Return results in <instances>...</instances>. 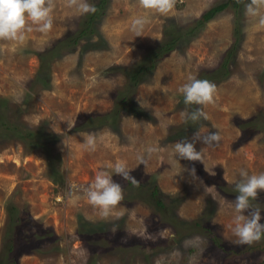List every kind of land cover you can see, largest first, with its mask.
Masks as SVG:
<instances>
[{"label":"rangeland","instance_id":"1","mask_svg":"<svg viewBox=\"0 0 264 264\" xmlns=\"http://www.w3.org/2000/svg\"><path fill=\"white\" fill-rule=\"evenodd\" d=\"M48 2L49 30L26 19L23 41L0 38V120L14 126L11 132L0 126V255L6 237L15 236L17 264L263 261L264 234L237 242L231 202L241 169L264 172V133L240 127L264 115V0H238L235 6L230 0H174L167 13L145 9L139 0H107L75 45L70 40L88 15L82 0ZM222 4L227 6L194 28ZM145 14L150 18L137 33L132 19ZM171 37L173 49L132 85L126 73ZM190 77L216 85L212 103L193 104L194 110L184 103L178 89ZM122 97L136 110L122 109ZM197 108L205 115L187 118ZM116 111L101 126L80 128L90 115ZM23 129L56 136L49 150L58 156L54 172L60 178L54 180L48 155L18 140ZM209 131L219 139L195 140L201 160L174 154L175 143ZM89 134L97 137L95 150L82 147ZM120 160L138 183L113 174L122 199L102 217L84 189L100 166ZM251 206L261 210L264 222V190ZM14 209L22 225L10 223L8 210ZM0 264L9 262L1 258Z\"/></svg>","mask_w":264,"mask_h":264},{"label":"clouds","instance_id":"2","mask_svg":"<svg viewBox=\"0 0 264 264\" xmlns=\"http://www.w3.org/2000/svg\"><path fill=\"white\" fill-rule=\"evenodd\" d=\"M145 9H154L159 13H167L174 7V0H139ZM52 4L46 0H0V38L24 40L22 32L26 19L39 25V30L46 32L53 23L50 15ZM80 9L83 13L94 12L95 6L82 0ZM248 12L255 15L256 9L252 4L248 5ZM149 15L136 16L132 19V28L139 33L149 20ZM264 24V18L260 20ZM216 85L206 79L190 77L178 91L183 95L185 104L201 105L212 103ZM187 118L197 120L205 114L197 108L187 113ZM206 118V117H205ZM211 144L219 139L216 132L209 131L202 136H195L193 140L177 142L174 145V154L180 159L201 160L202 154L195 149V140ZM97 137L89 134L82 147L95 150ZM138 160L143 163V156ZM194 171V169H193ZM113 174H118L125 180H131L133 184L138 181L130 175L125 161L120 160L106 163L97 169L94 179L84 189L88 202L97 206L102 217L110 214L112 206L122 199L121 185L113 180ZM240 179L235 185L237 195L232 200L231 206L235 209L233 234L238 237V243H251L258 240L264 234V222H261V210L251 206V200L257 197L258 190H264V172L249 175L245 169L239 172ZM246 213V214H245Z\"/></svg>","mask_w":264,"mask_h":264},{"label":"trees","instance_id":"3","mask_svg":"<svg viewBox=\"0 0 264 264\" xmlns=\"http://www.w3.org/2000/svg\"><path fill=\"white\" fill-rule=\"evenodd\" d=\"M237 1L238 0H230V2L234 4V6L237 4ZM93 5L95 6V11L88 12L87 20L85 22L86 26L84 28H81L74 35L75 36L74 38H71L70 40L71 45H75L79 39L87 35L88 31H90V28L92 27V22H94V20L98 19L100 15L104 13V10L107 5V0H98ZM226 6L227 4H222V5H216V6L211 7L209 10H207L202 15V17L199 20H197L194 28L202 26L205 22L212 19L219 11L223 10ZM192 31L193 29H189L186 33L191 34ZM59 44L56 45L55 48L52 49L53 52L57 50ZM174 44H175V39L173 37H171L168 41H164L160 46H157L154 49L150 50L148 54H146L144 63H141L140 65H138L137 68L131 74L129 72L126 73V75L129 76V80L132 82V85L135 86L138 83V77L140 75L153 70L157 58H160L161 56H163L164 54L172 50L174 47ZM231 51L232 49L228 51L227 56L230 55ZM225 61L226 60H224L222 64V68L225 66ZM129 101H130L129 99L127 101L125 97H122L120 100V104H121L122 109H125L126 111L131 113L130 110L133 109V111H135L136 109L133 106V104ZM123 102H127V103L124 104ZM191 110H194L193 104H191ZM117 115H118V111L114 113L111 112L108 114L90 115L83 122L79 123L80 128L88 129L93 126L95 127L101 126V124H105L107 122L108 118L116 117ZM0 126L2 130L5 127L6 132L8 131L11 132V130L14 128L12 124L10 125L7 121L4 122L1 120H0ZM249 126L251 128H254L264 133V115H259L256 117V119L255 118L252 120L250 119L249 121L244 122L243 125L240 127L243 128V127H249ZM55 137L56 136L54 134H49V133L44 137L43 135L41 136L39 134H36V132L30 129H23V133L18 135V140L21 141L26 148H28L31 151H34V150L41 151L45 153L46 155H48L47 158H48L51 172L56 177L54 178V180L60 178L58 176V173L54 172V167L56 166L58 162V156H55L53 154L50 155V150H49V145H50L49 141L50 143L51 141H56V139H54ZM2 144L5 145L6 143H2ZM156 193H157V188H154L152 191V195L155 196ZM8 219L10 223L12 224H16V223L19 225L23 224L22 220L17 216L15 209L10 210V211L8 210ZM43 235L45 236V234H42V236ZM18 242L19 240H17L15 236L14 237L7 236L5 245L3 247V250L1 251L2 255H0L1 256L0 259L4 258V260H7L9 264H17V261H15L13 254H15V251H16L15 249H16Z\"/></svg>","mask_w":264,"mask_h":264},{"label":"built area","instance_id":"4","mask_svg":"<svg viewBox=\"0 0 264 264\" xmlns=\"http://www.w3.org/2000/svg\"><path fill=\"white\" fill-rule=\"evenodd\" d=\"M259 264H264V260H263V261H261Z\"/></svg>","mask_w":264,"mask_h":264}]
</instances>
